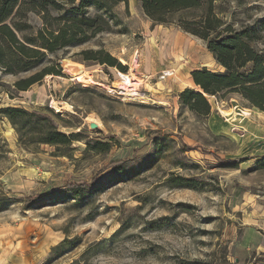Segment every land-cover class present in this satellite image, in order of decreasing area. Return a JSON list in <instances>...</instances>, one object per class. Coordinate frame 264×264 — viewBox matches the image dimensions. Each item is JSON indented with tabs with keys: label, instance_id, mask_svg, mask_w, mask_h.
<instances>
[{
	"label": "rangeland",
	"instance_id": "1",
	"mask_svg": "<svg viewBox=\"0 0 264 264\" xmlns=\"http://www.w3.org/2000/svg\"><path fill=\"white\" fill-rule=\"evenodd\" d=\"M222 6L234 11L235 26L264 22V0ZM110 15L108 31L48 52L26 72L0 67V108L42 111L58 130L83 138L69 149L24 143L0 113V264H264V166L256 162L264 156V113L234 92L207 95L205 117L180 106L178 94L195 88L192 67L220 68L203 42L153 24L138 0ZM26 21L33 30L42 25L34 12ZM175 39L182 49L170 45ZM87 48L104 49L126 69L83 60ZM134 59L139 96L129 97L114 85L118 71L135 73ZM75 63L107 88L72 79L65 68ZM46 66L60 71L15 88ZM163 71L172 75L161 78ZM237 111L259 123L261 140L248 139ZM98 142L108 146L91 147ZM177 177L189 186L172 185Z\"/></svg>",
	"mask_w": 264,
	"mask_h": 264
},
{
	"label": "trees",
	"instance_id": "2",
	"mask_svg": "<svg viewBox=\"0 0 264 264\" xmlns=\"http://www.w3.org/2000/svg\"><path fill=\"white\" fill-rule=\"evenodd\" d=\"M127 2L22 0L19 3V0H0V67L13 75L26 72L41 63L48 52L86 42L100 32L108 31L112 17L110 10L119 3L127 5ZM138 4L153 24L174 25L203 41L220 67L218 71L205 66L191 70L195 88H185L178 94L180 106L205 117L211 110L207 95L221 98L234 92L251 107L264 112V47L260 49L256 45L263 37V21L235 26L234 11L227 13L222 0H138ZM90 6L96 9L95 13L88 12ZM28 12L40 16V28L32 29L26 21ZM52 12L57 13L54 16ZM80 54L85 61L126 69L102 48H87ZM59 71L54 66H46L28 77L17 79L14 86L18 90H27L30 85L41 82L45 74L57 75ZM0 113L7 118L24 143H47L69 149L74 140L83 139L79 131L65 133L58 130L51 116L42 111H28L15 106L2 107ZM107 144L98 142L91 147L100 150V146ZM87 147H90V141L86 142ZM256 162L264 166V156ZM227 163L236 165L232 161ZM171 180L174 186H189L187 178Z\"/></svg>",
	"mask_w": 264,
	"mask_h": 264
},
{
	"label": "bare ground",
	"instance_id": "3",
	"mask_svg": "<svg viewBox=\"0 0 264 264\" xmlns=\"http://www.w3.org/2000/svg\"><path fill=\"white\" fill-rule=\"evenodd\" d=\"M170 45H173V47H175L176 49L175 50H179V49H182L180 43H178V41L175 39L173 40L172 42L170 41ZM165 48V47H163ZM166 49H168L166 47ZM168 54V53H167ZM138 55V54H137ZM138 57V56H137ZM139 58V57H138ZM172 58V57H171ZM175 58H177V56H175ZM182 57L179 58V60H181ZM121 61L123 63H125V61L123 59H121ZM136 59L133 60V64H132V70L133 72H135L134 74L131 73V75H127V76H122V79L120 81H117V83L114 85L115 87L116 86H123V87H131V86H135L139 83V78H137L136 74L138 73V67H139V64H137V62L135 63ZM74 63V62H73ZM73 65H77L76 63L73 64ZM79 67H81L83 69V72L82 73H79V74H76L74 75L73 74V78L72 79H75L77 80L78 82L82 83L84 86H87L88 84H99L101 86H104L106 87L104 84H100L97 82L96 79H94L92 77V75L89 74V71L86 70L85 68H83L82 65L78 64ZM67 69V67L65 68ZM191 83V82H190ZM136 87V86H135ZM107 88V87H106ZM132 95H135V93H132ZM131 96V95H130ZM58 111V110H57ZM222 114L225 115V117L227 119H230V113H228V111L226 110H222ZM95 120V119H94Z\"/></svg>",
	"mask_w": 264,
	"mask_h": 264
},
{
	"label": "crops",
	"instance_id": "4",
	"mask_svg": "<svg viewBox=\"0 0 264 264\" xmlns=\"http://www.w3.org/2000/svg\"><path fill=\"white\" fill-rule=\"evenodd\" d=\"M188 34V33H187ZM191 35V34H190ZM193 36V35H192ZM193 37H195V36H193ZM195 38H197V37H195ZM198 39V38H197ZM198 40H200V39H198ZM201 41V40H200ZM201 42H203V41H201ZM204 44V43H203ZM212 57V55H211V53L209 54V51H208V56H207V60L209 59V58H211ZM200 67H202V64L200 65V66H194V67H192L191 68V70H194V69H200ZM207 69H209L210 70V68H208L207 67ZM246 102V101H245ZM247 103V102H246ZM258 112H260V113H264V112H261V111H259L258 109H256ZM238 112V113H237ZM236 113H237V115H241V113L239 112V111H237ZM260 116V115H259ZM240 118V120L244 123L243 125H240V127H244V130H250L249 132H247L248 134H246L247 135V137H248V139L250 138V139H253V140H257V139H259V140H261V138H263V136L261 135V134H259V133H261V131L262 132H264V125L260 128V130H259V123H254L253 121H250V119H248V118H245L244 116H242L241 115V117H239ZM248 119V120H247ZM263 153H264V151H263Z\"/></svg>",
	"mask_w": 264,
	"mask_h": 264
},
{
	"label": "built area",
	"instance_id": "5",
	"mask_svg": "<svg viewBox=\"0 0 264 264\" xmlns=\"http://www.w3.org/2000/svg\"><path fill=\"white\" fill-rule=\"evenodd\" d=\"M171 74H169V71H163L162 74L160 75L161 78H165V76H171L172 75V72H170ZM118 75L120 76V78H122V76H127L121 72L118 71ZM122 93L124 95H127L129 97H135V96H139V92H138V89L137 87H129L127 86L126 88L122 86ZM132 93H135V95H132ZM131 95V96H130Z\"/></svg>",
	"mask_w": 264,
	"mask_h": 264
},
{
	"label": "water",
	"instance_id": "6",
	"mask_svg": "<svg viewBox=\"0 0 264 264\" xmlns=\"http://www.w3.org/2000/svg\"><path fill=\"white\" fill-rule=\"evenodd\" d=\"M67 71L69 74L71 75H76V74H79V73H82L83 72V69L77 65H68L67 66ZM52 123L58 128V124H56L53 120H52ZM97 125L95 123H91V127H96Z\"/></svg>",
	"mask_w": 264,
	"mask_h": 264
}]
</instances>
